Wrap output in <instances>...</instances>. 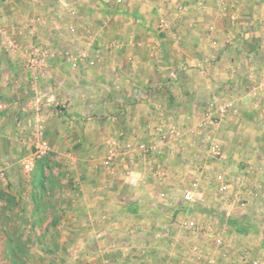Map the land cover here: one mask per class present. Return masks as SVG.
Returning <instances> with one entry per match:
<instances>
[{
  "label": "rangeland",
  "instance_id": "obj_1",
  "mask_svg": "<svg viewBox=\"0 0 264 264\" xmlns=\"http://www.w3.org/2000/svg\"><path fill=\"white\" fill-rule=\"evenodd\" d=\"M247 169L264 189V0H0V264H264Z\"/></svg>",
  "mask_w": 264,
  "mask_h": 264
},
{
  "label": "built area",
  "instance_id": "obj_2",
  "mask_svg": "<svg viewBox=\"0 0 264 264\" xmlns=\"http://www.w3.org/2000/svg\"><path fill=\"white\" fill-rule=\"evenodd\" d=\"M202 123H199L198 125H201ZM156 132H157V139H156V143L154 145H150L149 147H146L144 145H139V147L136 148H131V147H124L120 154H122L124 156V158L127 160V162L130 165H133L135 163V160L137 158V154H139L140 152L146 154V155H155L156 157L161 155L160 153L161 150L159 149L160 147L162 148V146L164 144H168L173 142L174 140H178V138H180V131H177L174 127L168 129L165 128L163 126H157L156 127ZM113 144H115V142H112ZM37 147L38 152L40 153H44L45 152V145L44 144H38ZM219 154V153H218ZM214 158H217L214 156ZM116 159L115 153L112 149V147H110L109 151H108V156L106 157V163L108 164H113L114 161ZM204 171H201V174L203 175ZM128 175L132 174L131 170L127 171ZM206 176V175H205ZM242 182L244 183V187L247 190V196H246V200H247V205L256 198L257 195H262L263 194V186L261 184H259V182H252L251 180V176H252V172L250 170H244L242 173ZM215 181H218L221 183L222 188H224V183H223V176L221 174H219L216 178H214ZM202 179L200 178H194L192 181H190V183L186 184V186L183 188V196L184 198L188 201V202H195V201H199L203 199V195H202V191H201V187H202ZM205 183L207 184H211L212 182H215L214 180H212V178L206 177L205 178ZM245 204V203H243ZM212 262V260L210 261Z\"/></svg>",
  "mask_w": 264,
  "mask_h": 264
},
{
  "label": "crops",
  "instance_id": "obj_3",
  "mask_svg": "<svg viewBox=\"0 0 264 264\" xmlns=\"http://www.w3.org/2000/svg\"><path fill=\"white\" fill-rule=\"evenodd\" d=\"M246 114L248 115V113L246 112ZM241 126V124H236L235 122H234V124L233 125H231V127L228 129V131H227V133H228V137H229V142L230 143H234L233 141V137L232 136H235L233 133H234V131H237V129H239V130H242L243 128H244V131H245V133H242L243 135H240V137L242 136V138H244L245 140H247L249 137H250V135H248V133H246L247 132V130H251L253 127L252 126H250V124H248L247 123V125H244V127H240ZM236 151V149H232V151H231V153H232V155L236 158V159H238V160H240V161H242V160H247V162H248V160L250 161L251 160V154L250 153H246V154H243V155H239L238 156V154L235 152ZM234 153V154H233ZM253 161V160H252ZM165 162H169V164H167V163H165ZM165 164H166V166H167V168H168V166H171V164H172V166L175 164V163H177V165L175 166V167H173V168H177L175 171H177V172H182V170H183V166H182V163H180V161H179V159L178 158H176V159H165ZM157 164V163H156ZM171 168V167H170ZM154 178H156V176L154 175L153 176ZM171 176H169V175H167L165 178H164V180L165 181H167V182H170V183H172V181H170V179L172 178H170ZM263 177H264V175H263ZM168 179V180H167ZM261 204V203H260Z\"/></svg>",
  "mask_w": 264,
  "mask_h": 264
}]
</instances>
